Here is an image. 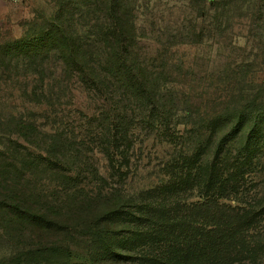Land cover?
<instances>
[{"label": "trees", "instance_id": "16d2710c", "mask_svg": "<svg viewBox=\"0 0 264 264\" xmlns=\"http://www.w3.org/2000/svg\"><path fill=\"white\" fill-rule=\"evenodd\" d=\"M75 3L78 6L61 8L49 27L41 30V37L28 43L31 50L22 52L26 57L21 60H27L30 67L27 74L40 82L30 89L32 109L44 112L38 117H44L46 123L19 116L14 121L15 134L2 132L4 137L12 133L24 137L31 147L27 151L11 136L0 144V225L11 223L12 216L25 233L23 237L27 235L23 240L12 234L20 244L12 251L11 260L19 264L25 260L29 264L44 260L69 264L66 261L75 257L86 260L83 264H94L90 260L103 259L99 249L121 260L147 264L260 260L264 250L259 253L257 249L264 245V234L254 238L253 230L263 227L264 196L255 197L257 181L251 177L248 181L247 175L249 167H255V174L264 169V81L254 83V78H249L255 71H250L253 62L248 58L235 65L230 62V45L216 34L230 26L214 15L213 23H181L180 36L173 34L172 40L160 42L154 39L153 27H144L151 36L139 35L135 0ZM203 7L195 8L197 16L206 14ZM263 12V6L256 7L258 15ZM75 14H79L78 19ZM84 14L92 15L90 20L95 22L88 25L87 35L77 26ZM249 28L264 32V24ZM144 40L155 46L151 54L158 56L159 67L149 63L150 53L147 58L141 55ZM206 41L215 43L225 57L218 69L208 72L210 83L194 89L190 84L182 91L163 86L165 81L159 75L182 64L168 60L165 54ZM249 47L256 49V56H264V37L256 36ZM42 62L52 71L44 72ZM5 64L0 59V67L6 68ZM222 84L224 89L219 88ZM82 93L84 104L78 102L77 95ZM0 108L5 109L1 104ZM11 112L17 114L13 108ZM180 113L184 117L177 118ZM79 121L83 125L78 128L84 131L80 136L75 131ZM141 130L172 146L173 154L167 152L170 158L158 164L167 175L166 182L139 190L127 199L104 190L105 201L113 200L115 206L89 215L96 195L77 185L90 176L98 184L107 182L83 150L96 149L109 169L108 175L124 177ZM230 139L239 143L230 148ZM209 152L211 158L205 156ZM241 180L239 192L251 193L247 200L232 198L238 194ZM61 196L68 200L65 205L60 203ZM77 213L90 220L86 227L93 236L88 242L94 245L90 257L72 250L78 246L70 232L80 221L74 222ZM123 223L126 226L120 232L112 229ZM118 235L127 236L129 246L113 247Z\"/></svg>", "mask_w": 264, "mask_h": 264}, {"label": "rangeland", "instance_id": "374dc122", "mask_svg": "<svg viewBox=\"0 0 264 264\" xmlns=\"http://www.w3.org/2000/svg\"><path fill=\"white\" fill-rule=\"evenodd\" d=\"M76 0H20L17 3H11L5 0H0V59L3 60L6 64V68L3 66L0 67V104L5 107V109L0 108V144H5V138L17 139L21 147H25L27 151L31 150V147L26 143L28 141L24 137L15 136L14 132L17 129H14V121L19 116L22 119L29 120L37 119L38 123H46L45 118L42 119L38 115L44 113L40 110L32 109L31 101L33 97L30 94V89L40 85V82L35 81L37 78L28 75L30 67L26 66L27 60H21L26 56H22V52L26 50H31L28 48V44L33 38L37 36L41 37V30L48 28L51 21L54 19V15L61 11V8L67 10L68 8H73L78 6L75 3ZM137 8V16H135V22L139 29V35L151 36L148 35L147 29L153 27L155 32L153 33L154 39L160 42L172 40V35H179V24L183 23L188 26L189 23L196 22H205L213 23L216 18L214 15H219L220 17L217 20L222 21L223 25H229L230 28H225L219 34V31L216 32L217 37L225 38L226 43L230 45V55L227 56L232 62V65L239 64L238 62L241 59L248 58L247 61L253 62V67L250 71H255L253 74L249 75V78H254V83L264 81V56H256L257 51L254 48H250V45H253L254 38L257 36H263L264 32H256L254 29H250L249 26L255 28L256 24H264V12L263 15H258L256 13V7L263 6L264 10V0H207L203 7V0H135ZM203 7L206 14L204 16H197L195 8ZM213 7H216L218 11L215 12ZM224 7L222 12L225 10V14L221 15L220 8ZM240 8V9H239ZM78 10H83L82 8H74ZM73 11V10H72ZM76 11V12H77ZM79 14H75L74 18L78 19ZM90 15L87 17V14H84V18L80 21L77 20V26L80 28L81 33L90 32L89 24L95 23L90 20ZM261 16V17H260ZM89 18V19H88ZM87 24H82L83 22ZM188 30V29H183ZM147 32V33H146ZM181 35V34H180ZM179 35V36H180ZM216 37V36H215ZM155 47L148 44L147 41H142L140 44L141 55L145 58L148 57V54L152 53V48ZM219 55H218V54ZM221 52L216 48L215 43L211 41H206L201 44H197L190 47H178L171 54H165L170 61H182L173 65L171 68H167L166 72L161 73V80L165 81L163 86L170 88H175L176 90L182 91L187 85L193 84L194 87H202V85H207L210 83V80L207 78L208 72L211 70L218 69L225 57H222ZM165 55H163L165 57ZM172 55V56H171ZM219 56V60L216 57ZM225 55H228L225 53ZM151 60L149 63L153 67L158 66L157 63L158 56L151 54ZM29 61V60H28ZM43 68V71H52L51 66L48 67V64L42 62L40 64ZM169 64L167 63V66ZM249 73V72H248ZM14 74V76H12ZM27 74V75H26ZM250 74V73H249ZM10 76V79L8 77ZM248 75V74H247ZM12 77V79H11ZM198 81V83H195ZM46 83V81H44ZM232 83V81H230ZM192 85V86H193ZM231 86V85H230ZM229 86V87H230ZM226 86V88H229ZM185 88L183 90H185ZM219 88L224 89V85H220ZM193 93V92H192ZM83 94V95H82ZM81 95L78 94V102L83 101V104L86 102L85 93ZM77 99V97H76ZM11 108L17 113H12ZM45 109L44 107L41 110ZM13 117H11V115ZM177 118H182L183 113H180ZM83 121H79L75 126V131L78 132L80 136L84 131L80 130L79 124ZM182 128V127H180ZM13 132L12 135H5L2 132ZM139 139L134 146L129 160V165L125 168L126 175L115 176L111 172L108 175L109 169L106 167L105 161L100 153H97L95 150L91 152L93 148L88 147L83 150L88 158L89 162L93 163V166H97L99 174L106 177L107 184H98L96 178L88 177L87 180L83 179L77 185L78 188H84L85 192H91L92 195H96V203H92L94 206L89 215L97 214L99 211L109 209L112 206H115L113 200L105 201L104 190H112V193L118 192L121 194L122 199H127L128 196L136 194L139 190L152 187L157 185L160 182H166L167 175H164L162 168H160L159 161L166 160L170 157L169 154H173L172 146H168L164 143V140H160L153 135H149L144 130H141L139 133ZM91 141V139H88ZM239 141L235 139L228 140V145L230 148L236 146ZM227 146V145H226ZM33 153H35L34 148H32ZM169 154H168V153ZM43 154V153H42ZM208 154V158H211V152ZM85 156V157H86ZM84 157V158H85ZM18 160V159H17ZM15 164V162H12ZM250 168V171L247 175V180L249 178L256 179L257 186L255 187L254 194L257 196H264V169L259 170V173L255 174V167ZM91 178V179H90ZM89 180V181H88ZM246 181V179L244 180ZM247 182V181H246ZM42 183L46 185V182L42 180ZM243 180L238 182L240 184L237 186L238 194L232 198L247 200L250 191L239 192L242 187ZM163 191H167V188H162ZM194 193V192H193ZM231 196V195H230ZM229 196V199H230ZM113 199V197H112ZM229 199L227 201L229 202ZM233 200V199H232ZM65 198L60 197V203L66 204ZM225 201L226 203H228ZM233 203L234 201H230ZM229 202V203H230ZM235 206H242L241 204L234 203ZM73 204H71L72 206ZM76 213V212H75ZM2 213L0 212V219ZM74 222L80 218L78 225L75 226L73 230H70L73 239V242H78V246L72 250L76 251L79 256L90 257L91 253L94 251L93 243H88L92 239V235H89L86 231V227L90 222L88 216L84 213H77L74 215ZM3 219V217H2ZM11 223L2 227L0 225V264H19L11 260L12 251H15L17 248L16 244H20L17 238H12L14 236H19L23 240H27V235L21 229V226L14 222L11 216ZM73 222V223H74ZM263 224L262 229L264 230V219L261 221ZM1 224V223H0ZM119 224V223H116ZM125 224L122 225H113L112 229L115 231L122 230L125 228ZM140 227V226H139ZM19 228V230H18ZM259 227L256 230H253V235L256 238L257 236L263 235L262 229L258 231ZM120 232V231H119ZM123 231H121L122 233ZM127 236L121 237V235L116 236L115 246H129V239ZM21 242V241H20ZM27 242V241H26ZM21 244H23L21 242ZM119 248V247H118ZM117 249V248H116ZM98 250V249H97ZM120 250V248L118 249ZM125 250V249H124ZM264 250V245L257 249V251L262 252ZM99 253L103 259L90 260L94 264H147L143 260H121L116 257H113L108 253V250L99 249ZM109 257H107V255ZM264 254V253H263ZM187 260H185L186 262ZM53 260H44L42 264H52ZM86 260H79V258L73 257V259L67 260L66 263L69 264H83ZM240 264H264V256L260 260H239ZM254 262V263H251ZM21 264H29L28 260Z\"/></svg>", "mask_w": 264, "mask_h": 264}, {"label": "built area", "instance_id": "2783aa9c", "mask_svg": "<svg viewBox=\"0 0 264 264\" xmlns=\"http://www.w3.org/2000/svg\"><path fill=\"white\" fill-rule=\"evenodd\" d=\"M5 1L11 2V3H17V2H19L20 0H5Z\"/></svg>", "mask_w": 264, "mask_h": 264}]
</instances>
